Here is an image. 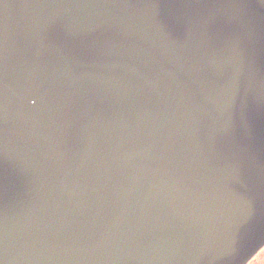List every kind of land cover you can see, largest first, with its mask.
Segmentation results:
<instances>
[{
	"label": "water",
	"instance_id": "95a60500",
	"mask_svg": "<svg viewBox=\"0 0 264 264\" xmlns=\"http://www.w3.org/2000/svg\"><path fill=\"white\" fill-rule=\"evenodd\" d=\"M262 245L264 0H0V264Z\"/></svg>",
	"mask_w": 264,
	"mask_h": 264
},
{
	"label": "flooded vegetation",
	"instance_id": "af4514ba",
	"mask_svg": "<svg viewBox=\"0 0 264 264\" xmlns=\"http://www.w3.org/2000/svg\"><path fill=\"white\" fill-rule=\"evenodd\" d=\"M246 264H264V245L256 251Z\"/></svg>",
	"mask_w": 264,
	"mask_h": 264
}]
</instances>
